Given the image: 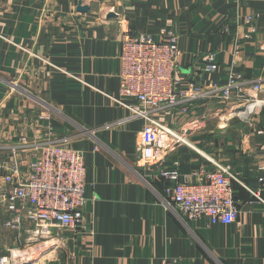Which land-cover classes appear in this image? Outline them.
<instances>
[{
    "label": "crops",
    "instance_id": "1",
    "mask_svg": "<svg viewBox=\"0 0 264 264\" xmlns=\"http://www.w3.org/2000/svg\"><path fill=\"white\" fill-rule=\"evenodd\" d=\"M79 2L0 0V144L30 128L25 115L49 111L56 133L85 154V225L56 233V259L63 264H162L166 258L177 264H264V183L259 180L264 91L252 89L258 80L264 88V0H82L88 12L77 10ZM112 12L117 17L109 18ZM125 26L157 39L162 30L173 32L182 51L181 76L223 85L239 73L244 90L262 103L251 111L237 99L203 98L185 118L156 113L187 143L170 149L161 167L145 166L140 152L145 119L132 116L117 100ZM211 52L219 68L206 72L203 58ZM175 160L194 180L203 178L202 169L230 166L240 209L234 224L212 226L207 219L193 221L166 210L170 182L161 170ZM4 220L0 247L15 235Z\"/></svg>",
    "mask_w": 264,
    "mask_h": 264
},
{
    "label": "built area",
    "instance_id": "2",
    "mask_svg": "<svg viewBox=\"0 0 264 264\" xmlns=\"http://www.w3.org/2000/svg\"><path fill=\"white\" fill-rule=\"evenodd\" d=\"M252 21V16L247 17L248 24ZM181 56L178 37L171 31L162 30L160 39L126 26L121 31L117 100L127 104L132 116L145 119L140 132L141 161L145 166L163 163L177 143H187L185 136L176 133L171 125L155 118L156 113L166 110L176 118H185L190 106L203 98H215L220 103L237 99L251 111L262 103L244 90L245 81L239 73L229 75L223 85L188 81L179 74ZM203 62L206 72L219 68L214 52L205 54ZM252 89L257 94L263 92V82H254ZM24 120L30 128H25L15 141L0 144L3 226L14 232L19 242L23 234L36 241L55 239L58 231L83 229L87 201L84 152L73 147L68 137L56 133L51 112L28 114ZM215 165L217 168L212 171L202 169L203 178L195 180L192 175L181 173L178 160L164 167L161 176L170 181L163 199L166 210L193 221L207 219L212 226L234 224L240 213L232 185L235 176L230 166ZM261 170L264 172V157ZM259 180L264 183V175ZM177 262L166 258L162 264ZM4 263L15 264L8 257L0 259V264ZM37 264L63 263L52 257Z\"/></svg>",
    "mask_w": 264,
    "mask_h": 264
},
{
    "label": "rangeland",
    "instance_id": "3",
    "mask_svg": "<svg viewBox=\"0 0 264 264\" xmlns=\"http://www.w3.org/2000/svg\"><path fill=\"white\" fill-rule=\"evenodd\" d=\"M47 241H50V242L48 244H45ZM5 246L6 247H3V246L0 247V259L3 257H8L11 260V258H13V261L15 264H17L20 260H24L26 257L34 258L33 260H28V261L25 260L26 262H31L30 264H37V262H39L40 260L44 261L52 257L56 258V238L55 239L39 238L36 241L34 240L31 241V239H29L28 234H23L21 242L13 238L12 240L10 239ZM16 249L22 252V254L24 255V258H20V257L14 258L13 257V251ZM60 254L62 255L61 251H60ZM4 264H7V263H4Z\"/></svg>",
    "mask_w": 264,
    "mask_h": 264
},
{
    "label": "water",
    "instance_id": "4",
    "mask_svg": "<svg viewBox=\"0 0 264 264\" xmlns=\"http://www.w3.org/2000/svg\"><path fill=\"white\" fill-rule=\"evenodd\" d=\"M77 10L80 11V12H88L89 11V6L83 5L82 0H80L79 5L77 7ZM108 17L109 18L110 17H117V14L114 13V12H112V13H110L108 15ZM33 97H35V98L38 99L37 96H33ZM161 164H162L161 162L160 163H157V164L153 165V168H159V167H161ZM30 263L31 262H24L23 264H30Z\"/></svg>",
    "mask_w": 264,
    "mask_h": 264
},
{
    "label": "bare ground",
    "instance_id": "5",
    "mask_svg": "<svg viewBox=\"0 0 264 264\" xmlns=\"http://www.w3.org/2000/svg\"><path fill=\"white\" fill-rule=\"evenodd\" d=\"M51 240V239H50ZM50 241H47L45 244H48ZM45 244H43V245H45ZM13 257L14 258H24V255L22 254V252L20 251V250H14L13 251ZM26 257V256H25ZM34 258H31V257H29V258H25L24 260H26V261H28V260H33Z\"/></svg>",
    "mask_w": 264,
    "mask_h": 264
},
{
    "label": "trees",
    "instance_id": "6",
    "mask_svg": "<svg viewBox=\"0 0 264 264\" xmlns=\"http://www.w3.org/2000/svg\"><path fill=\"white\" fill-rule=\"evenodd\" d=\"M180 167V166H179ZM181 171V170H180ZM170 182V181H169Z\"/></svg>",
    "mask_w": 264,
    "mask_h": 264
}]
</instances>
